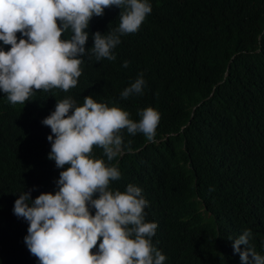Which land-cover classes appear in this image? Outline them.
Segmentation results:
<instances>
[{
	"label": "trees",
	"instance_id": "16d2710c",
	"mask_svg": "<svg viewBox=\"0 0 264 264\" xmlns=\"http://www.w3.org/2000/svg\"><path fill=\"white\" fill-rule=\"evenodd\" d=\"M148 2L152 12L137 32L120 37L115 61L81 58L87 64L78 87L34 92L36 102L25 107L0 92V264H39L14 203L23 191H31V202L58 190L68 166L48 159L52 133L42 121L57 101L82 105L87 96L134 121L148 107L160 114L154 142L124 130L120 156L109 162L99 147L92 154L118 166L121 178L111 189H142L145 222L158 225L152 243L164 264H241L232 240L246 230V247L264 256V0ZM120 12L113 6L91 19L86 49L96 32L118 28ZM10 47L0 42V49ZM141 73L142 94L121 99Z\"/></svg>",
	"mask_w": 264,
	"mask_h": 264
},
{
	"label": "clouds",
	"instance_id": "9594fccd",
	"mask_svg": "<svg viewBox=\"0 0 264 264\" xmlns=\"http://www.w3.org/2000/svg\"><path fill=\"white\" fill-rule=\"evenodd\" d=\"M113 6L121 9L118 28L96 32L86 49L89 22ZM151 12L148 0H0V42L11 46L0 49V92L12 106L25 107L29 99L36 102L34 92L78 87L81 58L115 61L120 37L137 32ZM17 33L24 38L18 41ZM64 33L70 37L62 39ZM121 66L128 68L129 62ZM145 84L141 73L121 99L141 95ZM138 115L134 121L127 111L92 96L82 105L69 97L57 101L42 121L52 133L48 159L58 169L68 167L59 173L55 194L42 193L30 202L31 191H23L13 209L29 224L24 242L39 264H164L165 255L152 243L158 225L145 222L148 201L142 189L133 184L123 192L111 189L110 183L121 178L118 166L92 154L99 147L109 162L116 159L124 151V130L154 142L160 114L148 107ZM250 237L246 230L232 240L234 253L241 264H264V256L246 247Z\"/></svg>",
	"mask_w": 264,
	"mask_h": 264
}]
</instances>
